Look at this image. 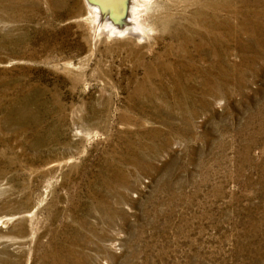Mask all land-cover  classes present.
Returning <instances> with one entry per match:
<instances>
[{"label": "rangeland", "instance_id": "rangeland-1", "mask_svg": "<svg viewBox=\"0 0 264 264\" xmlns=\"http://www.w3.org/2000/svg\"><path fill=\"white\" fill-rule=\"evenodd\" d=\"M130 25L0 0V264H264V0Z\"/></svg>", "mask_w": 264, "mask_h": 264}, {"label": "bare ground", "instance_id": "bare-ground-1", "mask_svg": "<svg viewBox=\"0 0 264 264\" xmlns=\"http://www.w3.org/2000/svg\"><path fill=\"white\" fill-rule=\"evenodd\" d=\"M86 2H87V5L89 6V8L91 9V12L94 13L95 21L98 22V25L103 24L104 29L108 33L114 34V35H118V34L124 33V32L130 33L131 31H133L132 30L133 27L130 25V23H131V20L133 19L134 15L136 13H138L141 8L144 10H149V9H152V7L154 6V2H151L150 0H142L141 2H136V0H129L128 1V10H127V14L125 15L124 20L121 22H116L114 15H113L111 10L104 9L98 3L92 4L90 2V0H86ZM138 26H143L147 32L152 30V27H150L149 25L145 26V24L141 23V21H138Z\"/></svg>", "mask_w": 264, "mask_h": 264}, {"label": "water", "instance_id": "water-1", "mask_svg": "<svg viewBox=\"0 0 264 264\" xmlns=\"http://www.w3.org/2000/svg\"><path fill=\"white\" fill-rule=\"evenodd\" d=\"M129 0H90V2L100 4L104 9L111 10L116 22L124 20L128 10Z\"/></svg>", "mask_w": 264, "mask_h": 264}]
</instances>
